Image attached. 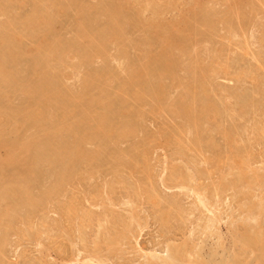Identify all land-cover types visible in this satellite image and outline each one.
Segmentation results:
<instances>
[{"label": "rangeland", "instance_id": "1", "mask_svg": "<svg viewBox=\"0 0 264 264\" xmlns=\"http://www.w3.org/2000/svg\"><path fill=\"white\" fill-rule=\"evenodd\" d=\"M0 26V264H264V0H0Z\"/></svg>", "mask_w": 264, "mask_h": 264}, {"label": "bare ground", "instance_id": "2", "mask_svg": "<svg viewBox=\"0 0 264 264\" xmlns=\"http://www.w3.org/2000/svg\"><path fill=\"white\" fill-rule=\"evenodd\" d=\"M232 1V0H231ZM235 2V1H234ZM36 3V2H35ZM66 4V3H65ZM77 4V3H76ZM54 5V4H53ZM78 6V5H77ZM39 7V6H38ZM158 8H160V7H158ZM54 11V10H53ZM55 12V11H54ZM105 12V11H104ZM44 15V14H43ZM47 15V14H46ZM117 15V14H116ZM50 16V15H49ZM7 17V16H6ZM228 17V16H227ZM41 18V17H40ZM45 18V17H44ZM25 19V18H24ZM54 19V18H53ZM117 19H119V18H117ZM19 20V19H18ZM205 20V19H204ZM230 20V19H229ZM228 20V21H229ZM231 21V20H230ZM233 21V20H232ZM16 22V21H15ZM42 22H44V21H42ZM47 23H48V21H47ZM49 24V23H48ZM185 24V23H184ZM25 25V24H24ZM38 25V24H37ZM47 25V24H46ZM188 25V24H187ZM226 25V24H225ZM3 26V25H2ZM157 26V25H156ZM186 26V25H185ZM1 27V26H0ZM118 27V26H117ZM192 27V26H191ZM28 30V29H27ZM40 30V29H39ZM84 31V30H83ZM231 31V30H230ZM18 32V31H17ZM34 33V32H33ZM83 33H85V31L83 32ZM177 34V33H176ZM192 34V33H191ZM23 35V34H22ZM166 35H167V33H166ZM199 35V34H198ZM81 36H83V35H81ZM174 36V35H173ZM183 36V35H182ZM36 37V36H35ZM136 37V36H135ZM160 37V36H159ZM167 37V36H166ZM166 37L164 38V40L166 39ZM179 38V37H178ZM84 39V38H83ZM91 39V38H90ZM96 39V38H95ZM3 40V39H2ZM160 40V39H159ZM182 40V39H181ZM191 40V39H190ZM20 41V40H19ZM52 41V40H51ZM74 41V40H73ZM145 41V40H144ZM169 40H167L166 42H168ZM171 41V40H170ZM173 41H175V42H177V40L175 39V40H173ZM171 42V43H174V42ZM179 41V40H178ZM92 42H94V41H92ZM91 42V43H92ZM180 42V41H179ZM78 43H79V41H78ZM163 43H165V41H163ZM182 43V42H181ZM83 44V43H82ZM97 44V43H96ZM161 44V43H160ZM165 44H167V46L169 47V42L168 43H165ZM174 44H176V43H174ZM45 45V44H44ZM90 45V44H89ZM124 45V44H123ZM164 45V44H163ZM163 45H162V47H163ZM173 45V44H172ZM172 45H171V47H172ZM179 45V44H178ZM239 45V44H238ZM86 46V45H85ZM174 46V45H173ZM182 46H184V45H182ZM48 46H46V48H47ZM51 47V46H50ZM102 47V46H101ZM176 47V46H175ZM58 48H60V47H58ZM170 48V47H169ZM184 48V47H183ZM179 50V52H180V49H178ZM168 51H170V50H168ZM44 52V51H43ZM178 52V51H177ZM175 53V52H174ZM173 53V54H174ZM169 54V53H168ZM181 54V53H180ZM35 55V54H34ZM64 55V54H63ZM93 55V54H92ZM155 55V54H154ZM180 56V55H179ZM11 57H13V56H11ZM91 57V56H90ZM53 58V57H52ZM34 60V59H33ZM62 60V59H61ZM86 60H88V59H86ZM158 60V59H157ZM213 60V59H212ZM42 62V61H41ZM84 62V61H83ZM91 62V61H90ZM120 62V61H119ZM172 63V62H171ZM200 63V62H199ZM18 64V63H17ZM29 66H30V64H29ZM152 66V65H151ZM210 66V65H209ZM150 67V66H149ZM40 68V67H39ZM38 68V69H39ZM144 69V68H143ZM168 69V68H167ZM154 70V69H153ZM139 71V70H138ZM199 73H200V82L202 83V80H204V82H205V80H206V78L207 77H209L208 75H209V73H211L212 72V70H211V72H210V70H204V69H198L197 70ZM45 72V71H44ZM110 72V71H109ZM54 74V73H53ZM136 74V73H135ZM161 75V74H160ZM199 75V74H198ZM19 77V76H18ZM199 77V76H198ZM95 78V77H94ZM195 78V77H194ZM172 79V78H171ZM210 79V78H209ZM9 80V79H8ZM106 81V80H105ZM181 81V80H180ZM179 81V82H180ZM191 81V80H190ZM34 82V81H33ZM188 82V81H187ZM207 82V81H206ZM20 83V82H19ZM86 83V82H85ZM98 83V82H97ZM188 83H190V82H188ZM196 83V82H195ZM198 83H199V81H198ZM182 84H184V83H182ZM187 84V83H186ZM19 85V84H18ZM196 84H194V86H195ZM200 85V84H199ZM41 86V85H40ZM193 86V85H192ZM198 86V85H197ZM202 86V85H201ZM4 87V86H3ZM30 87V86H29ZM183 88V87H182ZM200 88V87H199ZM260 88V87H259ZM133 89V88H132ZM135 89V88H134ZM192 89V88H191ZM180 90H181V87H180ZM195 90V89H194ZM22 91V90H21ZM258 91V90H257ZM136 93V92H135ZM54 94V93H53ZM133 94V93H132ZM21 95V94H20ZM53 97V96H52ZM61 97V96H60ZM64 97V96H63ZM133 97V96H132ZM136 97V96H135ZM182 97V96H181ZM205 97V96H204ZM187 98V97H186ZM73 99V98H72ZM188 99V98H187ZM34 101V100H33ZM51 101V100H50ZM185 102V101H184ZM187 102V101H186ZM206 102V101H205ZM202 103V102H201ZM188 104V103H187ZM195 104V103H194ZM200 104V103H199ZM214 104V103H213ZM214 105H216V104H214ZM39 106V105H38ZM179 106V105H178ZM194 106V105H193ZM202 107V106H201ZM199 108V107H198ZM197 108V109H198ZM121 109V108H120ZM216 111V110H215ZM242 112V111H241ZM33 113V112H32ZM219 113V112H218ZM93 114V113H92ZM195 114V113H194ZM213 114H215V113H213ZM217 114V113H216ZM30 115V114H29ZM33 115V114H32ZM196 115V114H195ZM37 116V115H36ZM212 116V115H211ZM167 117V116H166ZM203 117H205V116H203ZM22 118V117H21ZM83 118V117H82ZM90 118V117H89ZM105 118V117H104ZM192 119V118H191ZM96 120V119H95ZM195 120V119H194ZM39 121V120H38ZM85 121V120H84ZM101 121V120H100ZM104 124V123H103ZM127 124V123H126ZM195 124V123H194ZM111 125V124H110ZM109 125V126H110ZM23 126V125H22ZM59 127V126H58ZM79 127V126H78ZM98 127V126H97ZM93 128H95V127H93ZM99 128V127H98ZM232 128V127H231ZM59 129V128H58ZM61 129V128H60ZM77 129V128H76ZM111 129V128H110ZM255 129V128H254ZM121 130V129H120ZM129 130V129H128ZM76 131V130H75ZM119 131V130H118ZM126 131V130H125ZM88 132H89V130H88ZM132 132V131H131ZM123 133H125V132H123ZM196 133H198L197 131H196ZM97 135V134H96ZM100 135V134H99ZM84 136V135H83ZM106 136V135H105ZM117 136V135H116ZM198 136V135H197ZM253 136V135H252ZM19 137V136H18ZM92 137V136H91ZM82 138H84V137H82ZM86 138V137H85ZM52 139V138H51ZM89 139V138H88ZM26 141H27V139H26ZM44 141V140H43ZM82 141V140H81ZM80 141V142H81ZM67 142V141H66ZM75 142V141H74ZM85 142V141H84ZM34 143V142H33ZM63 143V142H62ZM77 143V142H76ZM83 143V142H82ZM197 143V142H196ZM18 144V143H17ZM23 144H25V143H23ZM28 144V143H27ZM47 144H49V143H47ZM53 144V143H52ZM68 144V143H67ZM25 146V145H24ZM65 146V145H64ZM67 146H69V145H67ZM7 147V146H6ZM19 147V146H18ZM21 148V147H20ZM27 148H29V146L28 147H26V149ZM41 148V147H40ZM23 149V148H22ZM33 149V148H32ZM36 149V148H35ZM69 149V148H68ZM83 149V148H82ZM66 150V149H65ZM27 151V150H26ZM42 151V150H41ZM13 152H16V150L15 151H13ZM50 152V151H49ZM78 152V151H77ZM19 153V152H18ZM59 153V152H58ZM72 153V152H71ZM201 153V152H200ZM15 154V153H14ZM36 154V153H35ZM39 154V153H38ZM74 154H75V152H74ZM23 155V154H22ZM40 155V154H39ZM62 155V154H61ZM70 155V154H69ZM10 156V155H9ZM34 156V155H33ZM55 156V155H54ZM60 157V156H59ZM61 157H63V156H61ZM66 157V156H65ZM36 158V157H35ZM75 159H76V157H74ZM80 158V157H79ZM19 159V158H18ZM24 159V158H23ZM81 159V158H80ZM13 160V159H12ZM16 160V159H15ZM61 160V159H60ZM119 160V159H118ZM57 162V161H56ZM62 162V161H61ZM3 163V162H2ZM32 163H34V162H32ZM31 163V164H32ZM119 163V162H118ZM40 164V163H39ZM3 165V164H2ZM8 165H9V163H8ZM27 166H28V164H27ZM54 166V165H53ZM21 167H23V166H21ZM68 167V166H67ZM4 168V167H3ZM28 168V167H27ZM11 169V168H10ZM40 170V169H39ZM30 171V170H29ZM3 177V176H2ZM7 181V180H6ZM27 184V183H26ZM29 187V186H28ZM18 188V187H17ZM15 190V189H14ZM19 190H21V189H19ZM24 191V190H23ZM22 191V192H23ZM6 193V192H5ZM4 193V194H5ZM8 196V195H7ZM9 198V197H8ZM203 200V199H202ZM201 199L199 200L201 203H202V205L205 203L204 201H202ZM1 204V203H0ZM205 206V209H206V205H204ZM203 206V207H204ZM208 210V209H207ZM212 212V211H211ZM7 215V214H6ZM1 230V229H0ZM116 240V239H115ZM159 256V255H158ZM150 257H151V259L152 258H154L153 257V255L151 256L150 255ZM161 258V257H160ZM155 259H156V257H155ZM154 259V260H155ZM156 261V260H155ZM161 261V260H160ZM2 263V262H1ZM151 263V262H150Z\"/></svg>", "mask_w": 264, "mask_h": 264}]
</instances>
